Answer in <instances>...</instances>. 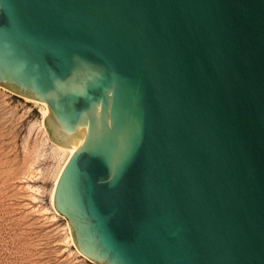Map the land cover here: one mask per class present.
I'll return each mask as SVG.
<instances>
[{
  "label": "water",
  "instance_id": "water-1",
  "mask_svg": "<svg viewBox=\"0 0 264 264\" xmlns=\"http://www.w3.org/2000/svg\"><path fill=\"white\" fill-rule=\"evenodd\" d=\"M0 87L88 261L264 264V0H0Z\"/></svg>",
  "mask_w": 264,
  "mask_h": 264
},
{
  "label": "rangeland",
  "instance_id": "rangeland-1",
  "mask_svg": "<svg viewBox=\"0 0 264 264\" xmlns=\"http://www.w3.org/2000/svg\"><path fill=\"white\" fill-rule=\"evenodd\" d=\"M42 104L0 87V264H94L51 205L66 154L49 140Z\"/></svg>",
  "mask_w": 264,
  "mask_h": 264
},
{
  "label": "bare ground",
  "instance_id": "bare-ground-1",
  "mask_svg": "<svg viewBox=\"0 0 264 264\" xmlns=\"http://www.w3.org/2000/svg\"><path fill=\"white\" fill-rule=\"evenodd\" d=\"M26 100H30V99H27V98H26ZM41 103H43V102H41ZM42 105H43V118H44L45 114L47 113V107H46V105H45L44 103H43ZM43 126H44V125H43ZM52 145H53V148L55 149V151H56V152H59V154H60V153H61V154H66V158H65V160L63 161V164L60 166V168H59V170H58V172H57V175H56V177H55V181H54V185H55L56 180H57V178H58V176H59V174H60V172H61V170H62L64 164L66 163L67 159L69 158V156L71 155V153L73 152L74 149H72V148L61 147V146H58V145L53 144V143H52ZM54 185H53V187H52V191H51V205H52V194H53ZM69 237H70V234H69ZM78 253H79V252H78Z\"/></svg>",
  "mask_w": 264,
  "mask_h": 264
}]
</instances>
